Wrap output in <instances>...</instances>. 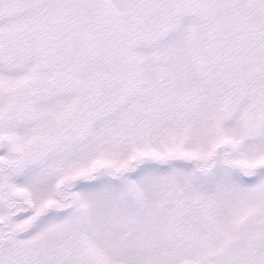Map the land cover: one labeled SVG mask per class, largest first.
<instances>
[{"label":"snow or ice","instance_id":"6c2138e0","mask_svg":"<svg viewBox=\"0 0 264 264\" xmlns=\"http://www.w3.org/2000/svg\"><path fill=\"white\" fill-rule=\"evenodd\" d=\"M0 264H264V0H0Z\"/></svg>","mask_w":264,"mask_h":264}]
</instances>
